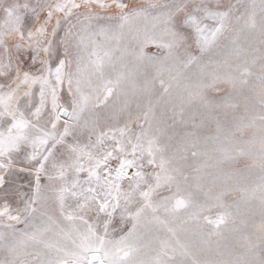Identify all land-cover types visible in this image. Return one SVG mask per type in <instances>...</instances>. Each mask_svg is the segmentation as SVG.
I'll use <instances>...</instances> for the list:
<instances>
[{
    "label": "snow or ice",
    "instance_id": "snow-or-ice-1",
    "mask_svg": "<svg viewBox=\"0 0 264 264\" xmlns=\"http://www.w3.org/2000/svg\"><path fill=\"white\" fill-rule=\"evenodd\" d=\"M0 264H264V0H0Z\"/></svg>",
    "mask_w": 264,
    "mask_h": 264
}]
</instances>
